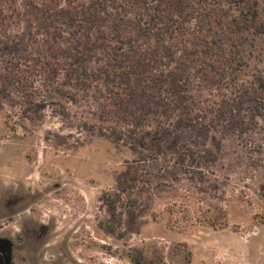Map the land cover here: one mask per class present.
<instances>
[{"label": "rangeland", "instance_id": "374dc122", "mask_svg": "<svg viewBox=\"0 0 264 264\" xmlns=\"http://www.w3.org/2000/svg\"><path fill=\"white\" fill-rule=\"evenodd\" d=\"M1 1L0 61H34L42 76L21 81L27 95L0 81V241L11 264H264V0H246L255 24L239 31L238 11L220 4L238 46L231 93L189 82L201 120L159 131L100 114L98 91L52 75L84 38L62 10L51 40L45 12L30 8L40 0H13L16 16ZM61 39L70 44L52 53Z\"/></svg>", "mask_w": 264, "mask_h": 264}, {"label": "trees", "instance_id": "16d2710c", "mask_svg": "<svg viewBox=\"0 0 264 264\" xmlns=\"http://www.w3.org/2000/svg\"><path fill=\"white\" fill-rule=\"evenodd\" d=\"M40 1L39 7L30 8L35 14L45 12L41 34L47 39L57 40L59 26L51 14L58 10L67 15V28L78 29L77 33L84 36L82 42L74 41L63 61L54 63L52 75L60 71L65 80L83 86V91H98L100 114L121 120L131 129H139L147 120L158 131L192 127L199 122L204 112L195 107L189 82L198 81L209 93H231L235 84L227 81L233 82L238 76L237 71L225 73L238 46L229 43L223 28L226 10L220 4L224 2L229 10L238 11V17L231 20L236 30H231H242L241 25L249 28L256 19V8H250L246 0ZM9 5L10 16L18 15L15 2ZM0 7L3 15L1 0ZM30 8L23 11L29 12ZM130 11L133 18L128 15ZM5 22L2 16L0 26ZM62 40L51 42L52 53L59 50L58 46L70 44ZM197 46L204 48L197 50ZM92 61L96 67L89 70L87 64ZM36 67L34 61H0L3 90L8 92L13 87L17 93H30L20 84L23 79L42 77ZM258 79L256 90L260 93H256L260 96L264 78Z\"/></svg>", "mask_w": 264, "mask_h": 264}, {"label": "flooded vegetation", "instance_id": "af4514ba", "mask_svg": "<svg viewBox=\"0 0 264 264\" xmlns=\"http://www.w3.org/2000/svg\"><path fill=\"white\" fill-rule=\"evenodd\" d=\"M0 252L2 253L3 258H0V264H11L10 258L8 257L7 248L5 243L0 241Z\"/></svg>", "mask_w": 264, "mask_h": 264}]
</instances>
